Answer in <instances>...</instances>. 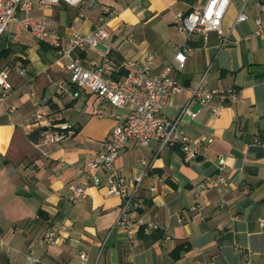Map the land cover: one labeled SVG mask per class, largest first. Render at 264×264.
Masks as SVG:
<instances>
[{
    "label": "crops",
    "instance_id": "1",
    "mask_svg": "<svg viewBox=\"0 0 264 264\" xmlns=\"http://www.w3.org/2000/svg\"><path fill=\"white\" fill-rule=\"evenodd\" d=\"M167 1L170 4L164 7L158 6L159 0H95L98 8L92 11L84 3L59 4L34 11L47 18L45 46L39 48L13 24L0 37V49H14L0 59V71H7L9 84L0 105V264H26L28 253L41 264H243L244 258L252 264L264 263V230L255 223L264 218L263 39L250 35L253 13L248 9L250 19L233 26L230 44L219 51L214 33H208L205 42L200 36L186 40L178 33L177 41L151 38L146 42L147 11L174 8L175 20L178 13L186 14L205 0H180L183 8ZM102 8L112 14L103 24L108 38L95 52H74L84 68L88 61L103 63L97 53L106 54L109 71L104 74L111 80L122 72L124 61L141 64L146 54L154 58L151 74L170 63V78L181 91L165 102L162 114L169 120L189 102L191 89L204 73V87H233L240 98L226 105L218 118H211L203 108L194 120L178 122L177 131L191 144L204 140L201 156L193 161L183 162L178 148L159 149L154 141L147 147L125 144L113 166L128 189L134 177L145 170L146 174L134 193L137 209L124 229L114 225L119 200L87 185L83 172L84 164L108 139L113 116L123 113L82 89L60 93L57 87L67 83L66 61L57 59L48 44L53 38L63 39L69 28L80 34L91 32L100 26ZM233 17L224 18L223 33ZM237 26L238 35L233 33ZM14 28L21 39L11 37ZM129 35L132 42L126 43ZM181 45L188 51L183 69L178 70L171 58ZM251 67L259 69L249 72ZM190 108L197 107L191 103ZM60 125L68 127L61 143L28 140L40 128L47 131ZM219 158L225 165V187L221 193L201 192L199 185L214 176ZM74 188L84 189L86 196L73 205L69 197ZM137 220L156 224L154 232L161 239L139 233ZM55 223L68 226L67 239L44 250L37 240ZM176 247L186 249L172 260L169 253Z\"/></svg>",
    "mask_w": 264,
    "mask_h": 264
},
{
    "label": "built area",
    "instance_id": "2",
    "mask_svg": "<svg viewBox=\"0 0 264 264\" xmlns=\"http://www.w3.org/2000/svg\"><path fill=\"white\" fill-rule=\"evenodd\" d=\"M82 3L89 11L98 8L95 0H0V37L7 27L13 24L34 42L44 43L49 39L47 18L42 14L34 15V11L50 9L59 4L72 7ZM230 3L231 0H205L200 7L193 8L186 14L178 13L175 17L176 32L184 36L186 40L193 35L200 36L203 42L208 33H214L218 39L217 50L219 51L229 44L228 36L233 26L246 23L250 19L248 9H251L253 17L250 35L263 39L264 47V0H241L232 24L225 34L222 30V22ZM111 16V10L102 8L98 18L100 26L91 32L80 34L69 28L68 34L63 39L53 38L48 44L57 59L66 61L64 69L67 74V83L57 87L60 93L82 89L123 113L113 116L114 125L108 139L101 145L100 152L84 164L83 172L87 185L102 188L106 195L114 196L119 200L114 225L124 229L129 224L130 213L137 209L134 193L140 185L142 176L146 174L145 170L142 176L134 177L131 189H128L127 181L113 166L125 144L133 143L140 147H147L154 141L159 149L177 147L183 162L193 161L201 156L204 140L191 144L186 136L177 131L178 122L183 118L194 120L199 110L203 108H207L211 118H218L226 105L235 104L240 101V98L233 87L220 89L204 87L202 84L204 73L191 89L189 102L178 109L173 120H169L162 114L165 102L181 91V88L170 78L172 69L170 63L166 64L159 73L151 74L150 69L154 58L151 54H146L141 64L130 60L124 61L120 67L122 76L111 80L104 74L109 71L105 63L106 54L97 53L103 63L98 66L95 62L88 61L87 67L84 68L74 56V52L78 50L95 52V47L108 38L103 24ZM125 42H132L131 35L125 38ZM187 51L184 45L176 46L173 50L171 63L178 70L184 67ZM7 75L6 70L0 71V105L5 102L6 92L9 90ZM191 103L196 105L195 110L190 108ZM67 129V126L60 125L55 129L44 131L40 136L41 142L43 144L61 143L66 139L67 135L64 132ZM224 167L223 159L219 158L214 166V176L199 185L201 192L221 193L226 184ZM85 196L84 189L74 188L70 192L69 201L74 205ZM255 223L260 230H264V218H257ZM134 224L135 227L142 228L144 234H150L158 229L156 224L144 223L140 220L135 221ZM67 235V225L51 224L37 240V245L44 250L56 247L65 242ZM0 246H2L1 240ZM25 262L41 264L39 259L30 253L25 256ZM243 264L252 263L244 258Z\"/></svg>",
    "mask_w": 264,
    "mask_h": 264
},
{
    "label": "rangeland",
    "instance_id": "3",
    "mask_svg": "<svg viewBox=\"0 0 264 264\" xmlns=\"http://www.w3.org/2000/svg\"><path fill=\"white\" fill-rule=\"evenodd\" d=\"M173 1L177 4L176 6L183 8L182 2H180V0H173ZM158 3H159L158 6H164V7H165L166 3L170 4V2L167 0H165V1L159 0ZM240 4H241V0H236V1L231 0V3L228 6L227 12L225 14V21L226 20L228 21L233 17L235 11L237 10V8ZM146 13L147 14L145 15V19L147 22L143 27V37H144L146 42H149L151 38H157L163 43H166L169 40L177 41V39L181 38V36H179L176 32L177 22L173 19V14L175 13L174 8H172L171 10H166V8L165 9H159L156 12L147 11ZM238 30H239V26L234 28L233 33H236L238 35V33H239ZM19 35H20L19 30L14 28L11 31V37L15 38ZM21 38L22 37L19 36V39H21ZM229 44H230V42H229ZM96 49H97V47H96ZM227 49H230V47H227L225 49V51H222L220 54H223L224 52H226ZM9 50L14 51V49L11 46H10ZM214 61L215 60H213V62ZM213 62L211 63V65L209 67L210 72L212 71V69H214ZM210 68H211V70H210ZM208 74H207V76H209ZM40 136L41 135H39V140L41 141Z\"/></svg>",
    "mask_w": 264,
    "mask_h": 264
},
{
    "label": "trees",
    "instance_id": "4",
    "mask_svg": "<svg viewBox=\"0 0 264 264\" xmlns=\"http://www.w3.org/2000/svg\"><path fill=\"white\" fill-rule=\"evenodd\" d=\"M38 45H39V48L45 46V45L42 44V43H38ZM47 48L49 49V47H47ZM9 53H10L9 48H3V47H2V48L0 49V59H1V58H5ZM120 76H122V72H119V73H118L117 78L120 77ZM117 78H112V79H113V80H116ZM44 131H45L44 128H40V129L36 130L34 133L28 135V140H29L30 142L36 141V139L39 138V134L41 135ZM175 148L177 149V147H175ZM138 232L143 234L142 228H139V231H138ZM148 236L151 237L152 240L161 239V235H160L159 233H157V232H152V233L148 234ZM185 249H186V248L183 249L182 247H176V248H174V249L169 253L170 258H171L172 260H176V259L179 257V255H180L183 251H185Z\"/></svg>",
    "mask_w": 264,
    "mask_h": 264
},
{
    "label": "water",
    "instance_id": "5",
    "mask_svg": "<svg viewBox=\"0 0 264 264\" xmlns=\"http://www.w3.org/2000/svg\"><path fill=\"white\" fill-rule=\"evenodd\" d=\"M259 68H257V67H251V68H249V72H254V71H256V70H258Z\"/></svg>",
    "mask_w": 264,
    "mask_h": 264
}]
</instances>
